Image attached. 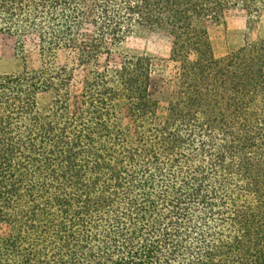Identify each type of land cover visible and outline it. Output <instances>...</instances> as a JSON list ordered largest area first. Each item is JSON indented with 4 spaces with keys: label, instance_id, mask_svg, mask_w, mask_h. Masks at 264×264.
Instances as JSON below:
<instances>
[{
    "label": "trees",
    "instance_id": "1",
    "mask_svg": "<svg viewBox=\"0 0 264 264\" xmlns=\"http://www.w3.org/2000/svg\"><path fill=\"white\" fill-rule=\"evenodd\" d=\"M235 14L243 43L217 56ZM262 17L264 0H0V264H264ZM143 36L167 44L157 69L128 46Z\"/></svg>",
    "mask_w": 264,
    "mask_h": 264
},
{
    "label": "rangeland",
    "instance_id": "2",
    "mask_svg": "<svg viewBox=\"0 0 264 264\" xmlns=\"http://www.w3.org/2000/svg\"><path fill=\"white\" fill-rule=\"evenodd\" d=\"M260 26L264 28V17L260 20ZM245 33L243 17L235 14L229 18L226 24L216 28L212 32V45L217 56H223L237 49L242 43ZM129 48L134 52L146 53L154 58L155 68L159 66V59L167 54V44L158 37L143 36L128 42ZM16 60L13 53V42L0 34V73H11L16 70ZM27 66L35 69L39 66L36 54L29 53Z\"/></svg>",
    "mask_w": 264,
    "mask_h": 264
}]
</instances>
